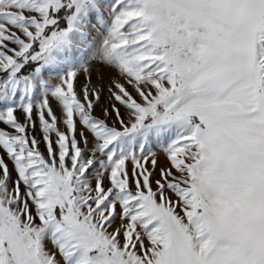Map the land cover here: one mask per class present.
Here are the masks:
<instances>
[{"label":"snow or ice","instance_id":"1","mask_svg":"<svg viewBox=\"0 0 264 264\" xmlns=\"http://www.w3.org/2000/svg\"><path fill=\"white\" fill-rule=\"evenodd\" d=\"M0 264H264V0H0Z\"/></svg>","mask_w":264,"mask_h":264}]
</instances>
